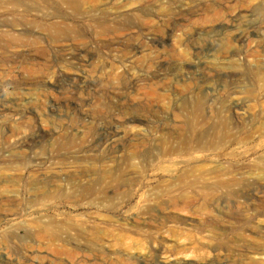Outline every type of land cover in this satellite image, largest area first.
<instances>
[{"label": "rangeland", "instance_id": "374dc122", "mask_svg": "<svg viewBox=\"0 0 264 264\" xmlns=\"http://www.w3.org/2000/svg\"><path fill=\"white\" fill-rule=\"evenodd\" d=\"M0 159V264H264V0H0Z\"/></svg>", "mask_w": 264, "mask_h": 264}, {"label": "bare ground", "instance_id": "6f19581e", "mask_svg": "<svg viewBox=\"0 0 264 264\" xmlns=\"http://www.w3.org/2000/svg\"><path fill=\"white\" fill-rule=\"evenodd\" d=\"M243 36H244V29H242L241 32L238 34V37L239 38H242ZM200 102L201 101L199 99L198 100H195V103L198 104V106L193 111V119L188 124L189 125L188 130L189 131H193V132L194 131H198L202 137H208V136H213L214 137L216 135L223 134V132H227V130L229 131V128H228V125H227L228 122H229L228 119L229 118H232V116H233L232 113L234 111H236V109L238 107L239 108H242L241 103L238 102V101L237 102H231V103H229L226 106V108L223 110V111H225L224 114L227 112V114L225 115V117L227 118V120L220 121L218 119L217 120H214L213 119V118H218L217 115L215 114V112L213 110H209V113L206 114L203 111V108L201 107L202 105H201ZM198 117H199V119H198ZM211 119H213L214 121L211 120ZM137 120H139V119H137ZM197 125L199 126L197 128L198 130H195L196 129L195 127ZM184 142H185V144L188 143L186 140H184ZM66 144L67 143H65V145ZM200 145L196 143V146L199 147V148L201 147ZM62 155H63V160L60 161V162H57V163L59 165H63V166L60 167V170H65L66 167H67V166H65V160L68 158V156H66V154H62ZM9 165H11V162L10 161L9 162H6L3 159H0V168L1 169H9L11 167ZM70 173H71V171H70ZM80 173H82V172H78V174H75L74 173V174H67L66 175V178L69 181H71V180H77V182L75 184L76 188L69 191V195L70 196H74L72 194L84 196L87 193H89V190L91 191L92 188H93V184H87V183H83V182H78L80 180V176L78 177V175H81ZM98 178L101 179L102 177H98ZM98 178H97V181H98ZM176 202L172 200L171 201L172 206H175L177 204ZM263 253H264V251H263ZM258 263H260V262H258L256 260L252 261V264H258Z\"/></svg>", "mask_w": 264, "mask_h": 264}]
</instances>
